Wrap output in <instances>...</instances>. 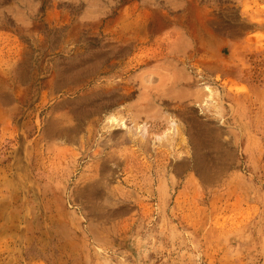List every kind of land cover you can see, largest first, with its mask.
<instances>
[{"label":"rangeland","instance_id":"obj_1","mask_svg":"<svg viewBox=\"0 0 264 264\" xmlns=\"http://www.w3.org/2000/svg\"><path fill=\"white\" fill-rule=\"evenodd\" d=\"M0 264H264V0H0Z\"/></svg>","mask_w":264,"mask_h":264},{"label":"bare ground","instance_id":"obj_2","mask_svg":"<svg viewBox=\"0 0 264 264\" xmlns=\"http://www.w3.org/2000/svg\"><path fill=\"white\" fill-rule=\"evenodd\" d=\"M211 93H212V91H211ZM217 94V93H216ZM211 96H212V94H211ZM214 96V95H213Z\"/></svg>","mask_w":264,"mask_h":264}]
</instances>
